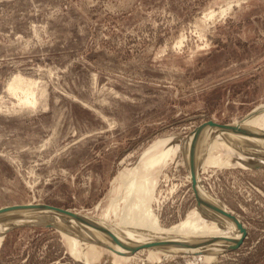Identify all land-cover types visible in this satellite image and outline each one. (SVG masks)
Instances as JSON below:
<instances>
[{"label": "rangeland", "instance_id": "1", "mask_svg": "<svg viewBox=\"0 0 264 264\" xmlns=\"http://www.w3.org/2000/svg\"><path fill=\"white\" fill-rule=\"evenodd\" d=\"M19 74L36 82L34 108L19 109L9 91ZM263 115L264 0H0V210L47 204L100 216L116 178L161 141L209 120L264 128V119L252 123ZM173 163L153 204L165 227L197 204L188 170ZM243 164L200 169L206 191L246 228L239 248L216 264H264V168ZM84 258L42 225L15 227L0 243V264ZM160 264L204 261L175 254Z\"/></svg>", "mask_w": 264, "mask_h": 264}, {"label": "bare ground", "instance_id": "2", "mask_svg": "<svg viewBox=\"0 0 264 264\" xmlns=\"http://www.w3.org/2000/svg\"><path fill=\"white\" fill-rule=\"evenodd\" d=\"M35 86L34 80L23 78L20 74L8 84L9 91L17 97L19 109L34 108L38 104ZM258 119L263 120L264 115L255 117L252 123H257ZM248 123L244 120L233 125L264 135L263 127ZM193 138L194 132L186 138L176 137L175 142L163 140L146 155V161L138 162L131 170L122 171L116 178L110 206L102 215L92 217L77 213L80 218L90 219L99 228L56 211L32 213L10 210L0 214V243L15 227L42 225L62 232L71 251L78 253L80 258L85 257V264H92L98 257H103L106 264H127L141 252L148 253L143 264H160L175 254H190L201 257L204 264H216L222 254L242 239L243 232L234 221L198 200L195 209L183 222L165 227L153 211L158 178L170 159L175 166L183 163L188 170V180L191 183L195 181L199 197L211 206L231 212L217 197L206 191L200 169L211 164L238 166L240 163L251 170L264 168V138L230 133L212 126L200 134L195 147ZM207 138L209 142L212 140L208 147ZM214 149H223L227 155L224 158L214 153ZM235 150L250 161L245 162L244 157L240 160L233 157L231 160ZM259 153L263 156L262 160L256 158Z\"/></svg>", "mask_w": 264, "mask_h": 264}, {"label": "water", "instance_id": "3", "mask_svg": "<svg viewBox=\"0 0 264 264\" xmlns=\"http://www.w3.org/2000/svg\"><path fill=\"white\" fill-rule=\"evenodd\" d=\"M212 126L213 128H218L222 131H226V132H230V133H235V134H242V135H246V136H250V137H258V138H264V135H260V134H256L254 133V131L252 132L251 130L249 129H246V128H243L242 126H235L233 124H220V123H217L213 120H209L208 122L206 123H203L202 125H199V127H197L194 131V138H193V146L195 147L196 146V143H197V139L199 138L200 134L207 128V127H210ZM191 170H193L191 168ZM194 172V170H193ZM192 189H193V193H194V196H195V199H197L198 201H200V203H202L203 205H205L206 207H209L210 209H214L217 213H220L221 215L225 216L226 218L228 217L229 219H231L232 221H234L237 226L239 227L240 231L243 232V236H242V239L243 237L245 236L246 234V228L243 227V224L241 223V221L239 220V218H237L234 214H232L231 212H226L225 210H222V209H219V208H216L214 206H211L208 202H206L204 199H201L197 193V190H196V184H195V181L192 180ZM27 209H31V210H38V209H50V210H55V211H58L60 213H63L65 215L69 214L73 217H76V218H80L77 213H72L70 212L68 209H64V208H61L59 206H56V205H47V204H37V205H26V204H23V205H13V206H9L8 208H3L0 210V214H6V212H9L10 210L12 211H20V212H23ZM81 220H85L90 226L94 227V228H99L97 225H95L90 219L86 218V217H82L80 218ZM108 233V232H107ZM242 239L240 240H237L235 242V244L233 246H231L229 248L228 251L230 250H235L237 248H239V246L242 244Z\"/></svg>", "mask_w": 264, "mask_h": 264}]
</instances>
